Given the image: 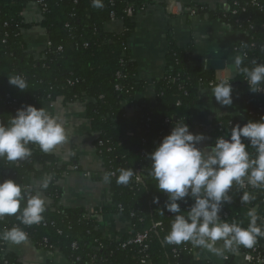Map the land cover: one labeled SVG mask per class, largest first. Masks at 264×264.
Listing matches in <instances>:
<instances>
[{"label":"trees","instance_id":"16d2710c","mask_svg":"<svg viewBox=\"0 0 264 264\" xmlns=\"http://www.w3.org/2000/svg\"><path fill=\"white\" fill-rule=\"evenodd\" d=\"M40 0H0V124L8 126L12 116L22 105L42 108L46 101L87 104L92 129L98 133L95 142L104 171L109 175L113 194V207L103 212L126 215L131 223V233L120 242L106 240L97 223L85 212L65 209L59 205L62 191L57 183L70 172L51 153H44L38 145L29 144L32 155L27 159L9 162L0 158V181L12 179L22 186V193L33 181H48L42 189L46 211L42 214L46 226H26L16 216L0 218V235L12 227H20L28 234V241L38 249L59 251L70 264H213L203 259L204 251L184 242L179 245L164 243L171 230L173 214L165 211L167 194L156 188L150 175L149 153L153 152L163 137L170 134L176 121L193 126L191 110L201 103L200 93L218 82L216 73L191 67L186 54L174 41L170 42L166 71L155 83L157 99L147 103L138 126L130 125L123 104L133 100L147 85L137 80V67L131 61L128 40L135 30L134 18L149 5V0H103L104 7L95 9L92 0H47L42 26L51 44L41 59L35 60L26 53L22 31L23 13L30 2ZM253 1L256 4H253ZM132 9L133 16L127 11ZM195 14L208 10L193 7ZM208 13V12H207ZM210 15V14H209ZM241 33V40L234 48V55L245 57L243 65L252 68L253 61L264 63V0H230L229 10L213 15ZM111 21L124 22L120 34L105 31ZM61 49V51H59ZM22 75L28 84L20 91L8 83V77ZM229 83L240 95V104L247 116L243 121L232 117L213 120L211 136L230 132L231 128L248 120L258 121L264 116V93L252 94L243 74L236 72ZM9 96V98H8ZM247 144V141H245ZM247 151L254 154L250 146ZM133 168L138 173L127 185L116 182L120 169ZM80 170V168H79ZM136 178L141 184L135 183ZM244 190L233 185L229 194L233 202L225 204L220 213L228 214V223L236 221L242 227L249 224L248 210L258 207L261 217L257 224L264 228V189L252 188L255 199L244 205L240 197ZM160 203L154 204L153 198ZM21 202V208L26 205ZM191 203L181 202V209L188 210ZM19 215V212L17 213ZM160 227L156 228V225ZM150 233L149 249L141 252L138 245L130 244L138 233ZM4 240L0 239V242ZM264 245V238L255 244ZM0 264H24L12 252L0 251Z\"/></svg>","mask_w":264,"mask_h":264},{"label":"clouds","instance_id":"9594fccd","mask_svg":"<svg viewBox=\"0 0 264 264\" xmlns=\"http://www.w3.org/2000/svg\"><path fill=\"white\" fill-rule=\"evenodd\" d=\"M91 6L102 9L103 0H92ZM244 59L242 55L235 56V71L245 76L252 94L264 93V63L254 60V66L249 68L242 66ZM7 79L10 86L22 92L28 87L22 75ZM233 91L231 83L221 80L212 87V97L220 106L231 107ZM207 139L203 133H192L187 123L176 121L170 134L148 155L156 188L167 194L160 213L164 215L167 211L174 217L164 243L189 242L193 247L217 254L222 249L251 248L257 238H264V228L257 224L261 219L257 209L248 210L247 228L236 221L225 222L220 213L225 204L233 202L229 192L234 184L241 189L245 185L264 189V116L258 121L248 120L243 126L237 124L230 132L218 136L213 144L202 146ZM66 140V128L60 117L44 108L22 105L8 126L0 124V158L9 162L24 160L32 155L29 144L38 145L42 152L48 153ZM249 146L255 150L254 154L247 151ZM138 175L133 168H122L116 182L127 185ZM47 187L48 181H45L41 188ZM25 199L26 205L21 208ZM189 199L192 203L184 215L181 202L187 203ZM254 199L253 194L244 191L240 203L246 205ZM153 203H160L158 196L153 198ZM45 211L46 201L40 192L29 195L22 193V186L12 179L0 181V218L16 216L21 224L32 226L43 221ZM0 239L20 244L28 241V235L20 227H12L4 231ZM217 242H222V249L216 246Z\"/></svg>","mask_w":264,"mask_h":264},{"label":"crops","instance_id":"0c3cea01","mask_svg":"<svg viewBox=\"0 0 264 264\" xmlns=\"http://www.w3.org/2000/svg\"><path fill=\"white\" fill-rule=\"evenodd\" d=\"M150 5L135 18V30L128 40L131 61L137 67V80L144 82L147 88L138 93L133 100L123 104V110L132 126H138L143 108L157 99L155 83L162 79L166 67L170 42L185 52L191 67L206 70L210 60L224 61L226 69L215 72L218 81L228 82L235 75L233 67L235 46L241 40V33L214 17L215 13L229 10L230 0H149ZM193 7H203L208 13H191ZM210 14V15H209ZM25 24L22 31L26 53L35 60L41 59L47 48L49 37L42 26L43 13L36 2H30L23 13ZM105 31L120 34L124 22L111 21L105 25ZM201 103L191 110L190 128L192 133H203L207 139L202 146L211 145L213 120L232 117L239 121L246 119L247 113L240 104V95L233 92V105L222 107L212 97V88L200 93ZM44 108L51 115L60 117L66 128L67 140L51 153L70 172L66 173L57 185L62 191L59 205L65 209L85 212L94 220L103 237L112 242H120L132 230L130 219L124 214L103 212L113 207V194L108 174L98 154L96 133L88 117L87 104L83 102L65 103L46 101ZM79 167V171H73ZM107 177V179H106ZM40 181H35L38 185ZM191 200L189 199L188 202ZM183 210V209H182ZM187 215V210H183ZM222 249V242L217 246ZM204 251V259L213 264H224L225 250L219 254ZM8 251L16 255L24 264H70L68 258L59 251L49 252L38 249L30 242L8 243ZM232 264H246L245 257L238 255Z\"/></svg>","mask_w":264,"mask_h":264},{"label":"built area","instance_id":"2783aa9c","mask_svg":"<svg viewBox=\"0 0 264 264\" xmlns=\"http://www.w3.org/2000/svg\"><path fill=\"white\" fill-rule=\"evenodd\" d=\"M46 1L47 0H40L37 3L39 5V7L41 8L42 13H44V11H46V8H47L46 7ZM253 4H256V2L253 1ZM191 13L193 14L194 12L191 11ZM127 14H128V16L132 17L133 16L132 9H129L127 11ZM50 47H51V44H50V42H48L47 48H50ZM47 48H46V50H47ZM59 51H61V49ZM216 80L219 83L217 77H216ZM210 86L213 87L214 83H211ZM8 98H9V96H8ZM143 115L144 114L142 113V116ZM73 171H76V172L79 171V167H74ZM111 176H114V175H111ZM108 177H109V175H108ZM34 182H35V180L33 181V184L31 186L26 188V190L40 192L41 196L45 199L44 195L39 190L41 185L43 184V182L41 181V183H39L38 185H34ZM135 183L137 185L141 184V179L140 178H136ZM242 190L250 192V190H252V187L248 186V185H245V187ZM188 203H192V201H190ZM256 209L258 211V207H256ZM220 217L225 222H228L227 221L228 214L224 213ZM46 223L47 222L42 221L40 224H37V225L38 226H42V225L46 226L47 225ZM160 226L161 225L158 224V225H156V228L160 227ZM149 241H150V233L148 231H146L144 233H138L135 236V238L133 239V241H131V242L127 243V244H123L122 245V249H126L127 246L130 245V244H135V245H138L141 248V252H146L149 249V245H148ZM8 243L9 242H7V241L0 242V251L1 252H4V251L8 250ZM219 243L220 242H217L216 246H218ZM196 248L197 247H193L191 249V252L195 253ZM238 255H242V256L245 257L246 264H264V245L260 244V243H257V244H254L251 248H247V247H244V246H239L235 250H225L224 264H232L234 262L235 258ZM148 259H149V257L144 256L142 258V260H141V263L142 264H148V262H149ZM203 259H204V257H203Z\"/></svg>","mask_w":264,"mask_h":264},{"label":"water","instance_id":"95a60500","mask_svg":"<svg viewBox=\"0 0 264 264\" xmlns=\"http://www.w3.org/2000/svg\"><path fill=\"white\" fill-rule=\"evenodd\" d=\"M226 69V63L224 61L210 60L207 62L206 70L213 72H220Z\"/></svg>","mask_w":264,"mask_h":264}]
</instances>
